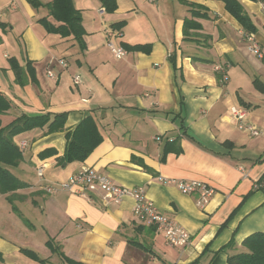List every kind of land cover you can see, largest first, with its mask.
I'll list each match as a JSON object with an SVG mask.
<instances>
[{
	"label": "crops",
	"instance_id": "1",
	"mask_svg": "<svg viewBox=\"0 0 264 264\" xmlns=\"http://www.w3.org/2000/svg\"><path fill=\"white\" fill-rule=\"evenodd\" d=\"M38 1L39 8L0 0V93L11 105L0 127L18 117L66 120L61 131L47 133L45 126L12 139L26 144L11 169L26 186L0 195V264H42L22 249L48 264H67L61 255L80 264H227L247 237L264 233V58L249 51L247 34L224 3L114 0V11L101 14L100 0H71L82 19L79 43L37 23L58 24L43 7L51 0ZM237 1L264 55V4ZM187 22L201 29L184 40ZM108 31L128 49L122 60L107 47ZM232 108L245 112L243 124L258 136L238 129ZM88 116L103 141L85 161L68 163L66 135ZM42 166L44 180L36 175ZM83 167L142 189L145 201L190 234L189 245L167 246L134 214L131 196L104 206L67 190L44 192ZM169 180L201 182L214 193L200 208L197 194L183 195Z\"/></svg>",
	"mask_w": 264,
	"mask_h": 264
},
{
	"label": "trees",
	"instance_id": "2",
	"mask_svg": "<svg viewBox=\"0 0 264 264\" xmlns=\"http://www.w3.org/2000/svg\"><path fill=\"white\" fill-rule=\"evenodd\" d=\"M104 12H112L116 7L114 0H100ZM224 3L226 11L241 25L245 34L255 33L256 27L251 21L250 17L245 13L242 5L237 0H219ZM260 2L264 4V0H249ZM27 2L36 8L42 6L38 0H27ZM47 8L49 17L53 18L58 24H52L46 18L37 21L43 26L49 34H57L63 38L72 36L81 43L83 36L82 19L78 11L73 7L71 0H51L50 3L43 5ZM3 26V25H2ZM5 27H3L4 29ZM113 29L118 30V25H113ZM200 25L192 22L185 23L184 36L187 40L189 31L200 30ZM126 51L127 47L121 45ZM136 49V48H135ZM10 67L17 68L15 59H9ZM11 108L10 102L6 96L0 93V115L6 113ZM66 116L64 114L55 116H37V117H18L6 127H0V195H7L16 190L25 188V184L20 182L15 175L11 173V169L18 167L22 161L21 151L13 142L16 135H20L29 130L36 128H43L46 126V132L52 133L61 131L64 127ZM1 125V123H0ZM67 148L63 160L68 163L83 162L91 152L103 141L102 135L97 127V124L92 116L84 119L72 133L66 135ZM175 142L167 143V147L174 145ZM172 147V146H171ZM179 153V150H174ZM52 151H44L41 154L47 155ZM9 203L11 199L7 197ZM15 210V208L13 209ZM231 243L229 246H232ZM49 248L51 244L49 242ZM242 250L234 254L228 255L227 264H264V233H255L247 237L241 244ZM54 252L55 249L51 248ZM22 254L29 257V259L38 261L42 264H48L46 261L40 259L34 252L29 249L20 250ZM62 256V259L67 264H80L71 261ZM0 262L2 257L0 253Z\"/></svg>",
	"mask_w": 264,
	"mask_h": 264
},
{
	"label": "built area",
	"instance_id": "3",
	"mask_svg": "<svg viewBox=\"0 0 264 264\" xmlns=\"http://www.w3.org/2000/svg\"><path fill=\"white\" fill-rule=\"evenodd\" d=\"M154 2L155 0H149ZM104 9L102 8L100 13L103 14ZM106 35L110 38L107 42V47L111 51L113 57L116 60H122L127 51L121 46L116 45L111 40L112 37L117 35V32H107ZM250 47L249 51L258 59H263L264 55L260 48L252 39V35L246 36ZM62 67H66L64 61H59ZM48 76L53 77L52 73H48ZM225 81V77L223 78ZM232 119L237 123L239 130L248 132L251 136H258L259 131L255 127L244 125L243 120L245 118V112L243 110L232 108L230 111ZM160 141V137L156 138ZM26 144L22 142L19 144V148L24 150ZM42 167L36 169V175L40 180H44V173ZM166 184L175 186L180 193L183 195H198L197 206L203 208L206 206L214 190L207 184L201 182H188V181H164ZM46 194H54L58 190H67L71 193L79 196H85L91 198H97L104 206H108L111 203H119L126 196H131L136 206L134 214L141 219L145 220L148 227L154 228L156 232L160 233L165 244L171 248H185L189 245L191 236L190 234L181 228L173 219L157 211L152 204L145 201L142 189H127L125 187L115 184L107 176L96 172L94 169L89 167H83L74 175L70 176L65 182H57L49 185V183L43 188Z\"/></svg>",
	"mask_w": 264,
	"mask_h": 264
},
{
	"label": "rangeland",
	"instance_id": "4",
	"mask_svg": "<svg viewBox=\"0 0 264 264\" xmlns=\"http://www.w3.org/2000/svg\"><path fill=\"white\" fill-rule=\"evenodd\" d=\"M18 147H19V146H18ZM19 149H20V148H19ZM0 202H1V203H4V200H3L1 197H0ZM38 222H39V221H35V220H33L32 224L35 225V224L38 223Z\"/></svg>",
	"mask_w": 264,
	"mask_h": 264
}]
</instances>
